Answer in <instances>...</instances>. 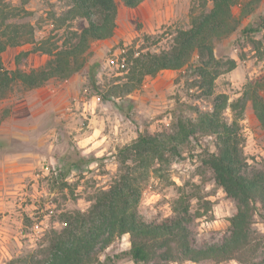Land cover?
<instances>
[{
  "label": "rangeland",
  "instance_id": "rangeland-1",
  "mask_svg": "<svg viewBox=\"0 0 264 264\" xmlns=\"http://www.w3.org/2000/svg\"><path fill=\"white\" fill-rule=\"evenodd\" d=\"M202 1L144 0L134 7L119 3L112 35L90 41L80 69L65 79L49 78L38 87L25 88L15 81L6 88L0 97V264H25L30 254H39L50 231L62 227L64 212L87 209L94 195L106 189L116 174L117 149L138 133L174 129L180 116L194 117L196 110H210L217 93L234 102L243 96L247 83L258 82L264 97V0L249 10L246 0H236L231 11L239 25L214 41L215 55L232 57L236 64L216 77L212 94L197 85L189 63L146 76L141 86L127 95L99 98L96 92H106L121 82L122 48L128 52L130 48L168 47L175 29L189 26L191 10H199ZM0 2L10 10V27L2 25L1 33L6 37L15 34L17 26L16 35L26 40L1 53L7 70L43 66L49 57L45 49L59 48L70 30L86 25L82 18L67 16V0ZM210 5L211 0H206V7ZM23 52L26 55L17 60ZM240 104L241 108H225L223 116L228 121L237 118L246 164L264 169V128L250 101ZM214 143L213 135L190 138L180 155L158 165V177L150 173L142 182L141 217L147 221L168 217L175 200L183 196L194 214L195 244L221 240L235 207L200 161L205 151L215 150ZM252 227L264 234V220L258 215ZM128 248V235L124 234L101 249L98 257L104 264H134L125 253ZM167 264L243 263L227 259Z\"/></svg>",
  "mask_w": 264,
  "mask_h": 264
},
{
  "label": "trees",
  "instance_id": "trees-1",
  "mask_svg": "<svg viewBox=\"0 0 264 264\" xmlns=\"http://www.w3.org/2000/svg\"><path fill=\"white\" fill-rule=\"evenodd\" d=\"M66 14L86 21L80 30H70L59 48H47L48 59L43 66L23 71L7 70L1 53L7 46L26 41L21 35L6 37L0 30V97L12 82L25 88L42 85L52 77L65 79L83 65L82 55L91 40L110 37L115 28L119 3L134 7L143 0H67ZM236 0H211L206 7L189 14V26L176 28L168 47L153 50L122 48L119 54L121 82L106 92H96L99 98L111 100L139 88L146 76H154L163 69H180L192 64L197 85L212 94L218 75L234 68L236 61L228 56H216L214 41L232 33L239 25L231 5ZM259 0H246L248 10ZM8 5L0 2V27L7 22ZM19 27V26H18ZM1 29V28H0ZM27 39V38H26ZM23 52L16 56H25ZM258 82L247 83L243 96L229 103L224 93L214 95L210 110H196L195 116L181 117L174 129L155 134L138 133L129 143L119 147L115 161L117 172L106 189L99 190L85 210L64 212L59 230L52 229L39 254H30L25 264H104L98 257L101 249L116 238L128 235L129 248L125 252L134 264H167L168 262L213 261L235 259L243 264L264 262V234L253 227L255 215L264 220V169L248 165L241 153V134L237 118L228 121L225 108H241L242 100H249L260 126L264 128V97ZM213 135L215 150L205 151L202 165L211 170L214 182L223 189L234 204L229 217L228 232L218 242L196 245L191 227L194 214L189 201L179 196L172 214L160 220L147 221L139 214L142 182L152 172L159 176L160 164L170 156H178L190 138ZM65 184V183H64ZM112 264V263H111Z\"/></svg>",
  "mask_w": 264,
  "mask_h": 264
},
{
  "label": "crops",
  "instance_id": "crops-1",
  "mask_svg": "<svg viewBox=\"0 0 264 264\" xmlns=\"http://www.w3.org/2000/svg\"><path fill=\"white\" fill-rule=\"evenodd\" d=\"M144 1V0H143ZM66 101H64V105H65V108H68V103H65ZM62 106V105H61ZM75 107L77 108V106L75 105ZM84 107H86V103L84 102ZM94 134V133H93ZM93 134L91 135V137H93Z\"/></svg>",
  "mask_w": 264,
  "mask_h": 264
},
{
  "label": "built area",
  "instance_id": "built-area-1",
  "mask_svg": "<svg viewBox=\"0 0 264 264\" xmlns=\"http://www.w3.org/2000/svg\"><path fill=\"white\" fill-rule=\"evenodd\" d=\"M121 52H122V50H121ZM120 62H121V61H120ZM120 62H119V63H120ZM120 66H122V64H121V63H120Z\"/></svg>",
  "mask_w": 264,
  "mask_h": 264
}]
</instances>
